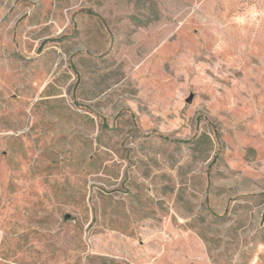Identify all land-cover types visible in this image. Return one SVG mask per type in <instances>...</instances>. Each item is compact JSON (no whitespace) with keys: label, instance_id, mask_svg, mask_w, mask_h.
Segmentation results:
<instances>
[{"label":"rangeland","instance_id":"1","mask_svg":"<svg viewBox=\"0 0 264 264\" xmlns=\"http://www.w3.org/2000/svg\"><path fill=\"white\" fill-rule=\"evenodd\" d=\"M0 264H264V0H0Z\"/></svg>","mask_w":264,"mask_h":264}]
</instances>
